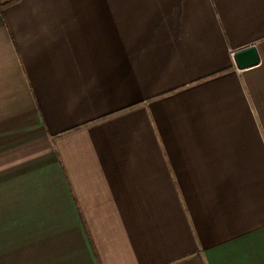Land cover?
Instances as JSON below:
<instances>
[{"label": "crops", "instance_id": "obj_1", "mask_svg": "<svg viewBox=\"0 0 264 264\" xmlns=\"http://www.w3.org/2000/svg\"><path fill=\"white\" fill-rule=\"evenodd\" d=\"M0 264H264V0L4 6Z\"/></svg>", "mask_w": 264, "mask_h": 264}, {"label": "trees", "instance_id": "obj_2", "mask_svg": "<svg viewBox=\"0 0 264 264\" xmlns=\"http://www.w3.org/2000/svg\"><path fill=\"white\" fill-rule=\"evenodd\" d=\"M15 1H17V0H0V10H1L4 6H6V5H8V4H11V3L15 2Z\"/></svg>", "mask_w": 264, "mask_h": 264}, {"label": "built area", "instance_id": "obj_3", "mask_svg": "<svg viewBox=\"0 0 264 264\" xmlns=\"http://www.w3.org/2000/svg\"><path fill=\"white\" fill-rule=\"evenodd\" d=\"M247 46H248V48H252V47H253V45H250V44H249V45H247ZM230 55H231V56H233V51H232V52H230Z\"/></svg>", "mask_w": 264, "mask_h": 264}]
</instances>
